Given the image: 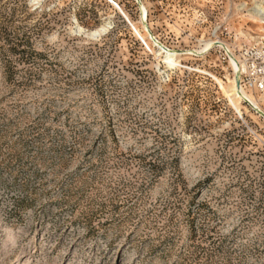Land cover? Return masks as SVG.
<instances>
[{"label": "rangeland", "instance_id": "1", "mask_svg": "<svg viewBox=\"0 0 264 264\" xmlns=\"http://www.w3.org/2000/svg\"><path fill=\"white\" fill-rule=\"evenodd\" d=\"M258 8L0 0V264H264Z\"/></svg>", "mask_w": 264, "mask_h": 264}, {"label": "built area", "instance_id": "2", "mask_svg": "<svg viewBox=\"0 0 264 264\" xmlns=\"http://www.w3.org/2000/svg\"><path fill=\"white\" fill-rule=\"evenodd\" d=\"M237 61L240 88L247 92L264 94V44L243 45Z\"/></svg>", "mask_w": 264, "mask_h": 264}, {"label": "bare ground", "instance_id": "3", "mask_svg": "<svg viewBox=\"0 0 264 264\" xmlns=\"http://www.w3.org/2000/svg\"><path fill=\"white\" fill-rule=\"evenodd\" d=\"M255 13L257 15H259V17L262 19V21H264V9H256ZM142 14V19H144L145 17V12L142 10L141 12ZM213 43H205V48L203 50V54L207 51V49H210L211 48V45ZM160 53L164 54V59L166 61V63L168 64V66H173L175 65L174 64V53L173 52H170L168 51L167 49H165L164 47H161L160 46ZM231 62H232V67H233V71H234V76L235 75H238V72H239V65H237L236 61L231 58ZM216 81H218L219 83V80L214 78ZM215 81V82H216ZM221 84V83H220ZM226 92V91H225ZM229 92L231 93V96L229 97V99L232 101L233 99H236L237 101H239L240 99H244L246 101H248L253 107H255L257 110H259V108L257 107V105L252 101L250 100L240 89H237L236 87V84H235V79L233 78V81H232V84L229 86ZM228 93V92H227ZM233 98V99H232Z\"/></svg>", "mask_w": 264, "mask_h": 264}, {"label": "water", "instance_id": "4", "mask_svg": "<svg viewBox=\"0 0 264 264\" xmlns=\"http://www.w3.org/2000/svg\"><path fill=\"white\" fill-rule=\"evenodd\" d=\"M135 1L137 2V4H139V0H135ZM140 16H141V13H140ZM141 20H142V18H141ZM142 22H143V25L145 27V21L142 20ZM145 30H146L147 33H149L148 30L146 29V27H145ZM149 36H150V39L153 41L154 45L157 48H159L158 47L159 43H157L150 34H149ZM223 52L226 55V57L228 58V60H229L228 53L225 50ZM233 77L235 79V84H236L237 89H240V74H239V72H238V75H235ZM240 100H242L255 114H257L264 121V113H262L261 111L257 110L255 107H253L248 101H246L244 99H240Z\"/></svg>", "mask_w": 264, "mask_h": 264}]
</instances>
